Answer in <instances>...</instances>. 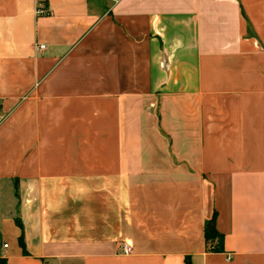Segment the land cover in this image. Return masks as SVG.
Listing matches in <instances>:
<instances>
[{
	"label": "crops",
	"instance_id": "0c3cea01",
	"mask_svg": "<svg viewBox=\"0 0 264 264\" xmlns=\"http://www.w3.org/2000/svg\"><path fill=\"white\" fill-rule=\"evenodd\" d=\"M0 260L264 264V0H0Z\"/></svg>",
	"mask_w": 264,
	"mask_h": 264
},
{
	"label": "trees",
	"instance_id": "16d2710c",
	"mask_svg": "<svg viewBox=\"0 0 264 264\" xmlns=\"http://www.w3.org/2000/svg\"><path fill=\"white\" fill-rule=\"evenodd\" d=\"M205 238L207 242V247L210 251L218 252L222 250V239L214 229L206 228L205 229ZM20 244L22 245V238L19 239ZM0 264H6L5 261L0 260Z\"/></svg>",
	"mask_w": 264,
	"mask_h": 264
},
{
	"label": "built area",
	"instance_id": "2783aa9c",
	"mask_svg": "<svg viewBox=\"0 0 264 264\" xmlns=\"http://www.w3.org/2000/svg\"><path fill=\"white\" fill-rule=\"evenodd\" d=\"M39 13H40V11H39ZM43 48H44L43 46L40 47V49H43ZM3 247L6 248L7 246L4 245ZM122 252H123V254H130L131 249H130L129 246H127V245H123V246H122Z\"/></svg>",
	"mask_w": 264,
	"mask_h": 264
}]
</instances>
